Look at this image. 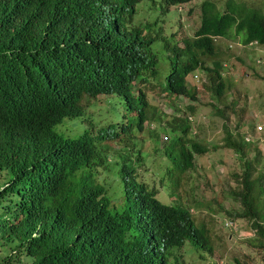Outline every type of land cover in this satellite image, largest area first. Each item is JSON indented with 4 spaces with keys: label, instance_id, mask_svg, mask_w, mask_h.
Here are the masks:
<instances>
[{
    "label": "clouds",
    "instance_id": "1",
    "mask_svg": "<svg viewBox=\"0 0 264 264\" xmlns=\"http://www.w3.org/2000/svg\"><path fill=\"white\" fill-rule=\"evenodd\" d=\"M90 4L93 9L101 11L103 21V26H100L94 37L85 32V21L95 18ZM119 4V0H0V88L12 77L11 65L4 56L42 41L47 30L51 31L58 21L60 33L55 38L61 41L62 57L56 55L57 62L67 67L69 65V69L84 84L83 95L74 108L69 105L68 86L60 78L53 77L50 81L53 93L47 94L55 96L59 106L70 108V113L61 116L53 130H50L53 136L55 133L62 135L61 140L65 143L62 146L55 141L52 148L48 137L38 136L37 124L28 120L26 104L23 102H18L14 115L0 113V190L10 184L12 174L16 172L35 177L32 190L46 188L45 202L50 194L54 195L51 209L45 206L44 226L43 223L41 226L36 225L34 211L30 210L32 206L28 204L26 210L10 214L11 218L7 221L15 229L19 227L21 218H25L23 221L29 224V231L22 237L12 229L3 228L8 231L0 235V258L7 264H19L27 257L32 261L26 248L40 244L51 250L60 247L68 264H188L184 260L187 251H198L201 257L202 253H209L196 248L188 238L174 243L170 237L174 224L172 218L161 211L153 212L147 220L142 221H138L141 219V215H138L133 224L125 221L126 216L136 209V201L140 196L150 194L148 190L154 192L153 196L150 194L151 198L161 204L174 205L177 201L166 204L159 200L157 187H149L147 180L146 183L141 178V181L138 180L135 167L123 165L113 173L105 164L109 161L107 153H117L121 149L119 146H125L124 143L126 149H135L137 145H129L126 134L131 135L134 124L137 131L143 130L145 124L141 130L138 129L139 112L133 109L129 97L119 100L114 93L101 92L107 86L106 79L89 71V63L96 62L99 56L95 54L97 49L91 46L106 43L111 30L120 32L125 45L135 41L138 36L137 32L129 29L133 14L131 9L125 7L121 10ZM125 11L129 12L128 16L124 14ZM251 43L258 45L256 42ZM92 48L94 50L89 51ZM71 51L74 52L72 57ZM189 74L192 75V72ZM192 77L197 78V75ZM110 98H113L111 106H107ZM119 106L123 108V113ZM83 111L86 120L79 122L74 119L81 116ZM107 113L109 117H105ZM103 129L108 133L103 134ZM120 131L123 132L121 138ZM101 136L104 138L101 139ZM86 138H93L94 143L102 142L104 148L99 154L100 161L90 168L78 163L85 155L82 144ZM138 151L141 158L140 149ZM166 154L169 155L168 152ZM101 171L110 174V178H102L106 183L98 179ZM120 177L123 179V188ZM166 178L163 173L160 181L164 183ZM169 188L176 197L174 191L177 187L173 186L172 181L166 189ZM2 205L1 201L0 213L5 211ZM106 218L120 221L117 235L99 240L86 237L83 228L99 224ZM18 241L24 243L22 248L25 251L19 254L15 252L16 249L14 252L10 250L8 255L11 258H3L6 246L3 248L2 245L7 243L16 246Z\"/></svg>",
    "mask_w": 264,
    "mask_h": 264
},
{
    "label": "trees",
    "instance_id": "2",
    "mask_svg": "<svg viewBox=\"0 0 264 264\" xmlns=\"http://www.w3.org/2000/svg\"><path fill=\"white\" fill-rule=\"evenodd\" d=\"M119 1L121 10L129 7L134 13L135 5L142 0ZM153 1L156 2L157 0ZM164 1L166 9H168L170 5L183 4L191 0ZM90 8H92L91 4ZM200 10V26L194 31L193 36L184 38L181 45H175L173 50L175 59L171 60L165 84L155 81L159 73V69L155 67L156 59H148L146 43L141 41L138 36L135 41L127 42L125 45L122 43L120 32L113 29L108 33L106 43L91 46L97 49L95 54H99V56L96 62L89 63V71L98 73L106 79L107 86L103 87L101 92L114 93L119 100L130 98L133 109L139 112V130L150 117L148 114L150 103L146 92L139 88L141 82L152 85V87L155 84L159 85L161 90L169 96L185 97L195 102L197 101L196 88L188 85L186 77L189 73L202 69L208 75V89L215 97L221 98L228 88V82L222 75V63L218 58L219 47L215 38H232L233 35H239L240 43L244 45L250 42L264 45L263 9L250 7L242 1L226 0L224 10L220 11L214 1L205 0L201 3ZM93 11L95 18L85 21V32L92 37L95 36L100 26H103L101 11L99 9H93ZM59 33L60 21L51 31L47 30L46 37L42 41L4 56L11 65L12 77L0 88V113L14 115L18 102L26 104L28 120L37 124L38 136L48 137L47 141L53 145L52 148L55 146V141L61 146L65 144L61 140L62 135L55 133L53 136L50 130H53L61 116L70 113V108L59 106L55 96L47 94V92L53 93L50 81L53 77L58 80L60 78L68 86L69 105L74 108L75 104L80 101L84 90L83 81L69 69V65L67 67L65 64L57 62L56 55L59 54L62 57V48L59 45L61 41L58 42L55 38V36L58 37ZM91 50L94 49H89V51ZM73 54L74 52L71 51L70 57ZM208 61L211 62V67L206 65ZM214 109L216 112L222 113L218 107L214 106ZM193 110L192 104L186 105V111ZM172 119L168 124L172 132L169 142L172 151L168 155L170 165L164 173H167V177L173 178L172 184L177 187V177H180L193 166L194 155H204L209 151V148L195 137H190L191 127L188 118L181 119L179 116H174ZM225 130L227 133L224 137V146L232 148L236 152L244 167L240 180L242 187L240 191L235 192L243 207L237 216L247 217L251 221L252 227L260 238L259 245L264 248V208L257 206L254 193L256 186L259 191L264 192V173L253 177L258 160L257 157L245 158V148L249 146V143L244 141L241 136L240 140L235 139L227 129ZM102 133L106 134L108 131L103 129ZM100 138L102 139L104 136ZM82 149L85 155L78 163L86 168L98 163L100 161L99 154L104 150L102 142L94 143L93 138L90 140L86 138L82 144ZM257 152L259 153V150ZM34 183V176L26 177L24 173L14 172L10 184L0 190V203L3 202L2 209L5 210L0 213L1 236L3 231H8V229L14 230L22 237L29 231V224L23 221L25 218H21V223L17 229L7 221L11 218L10 214L19 210H26L28 205L32 206L29 208L34 211L36 225L41 226L42 223L43 226L45 225V206L47 209H51L54 195L50 194L47 197V202H45L46 188L39 191L32 190ZM148 192L152 196L154 195L153 191L148 190ZM150 194L140 196L136 201V209L126 216L125 221L133 224L134 219H138V215H141V219L138 221H142L147 220L153 212L161 211V213L168 214L172 218L174 224L170 237L174 243L176 240L188 238L196 248L212 251L207 227L205 224H196L188 208L177 204H161L157 200L154 201ZM3 228L8 229L3 230ZM83 231L86 237L93 240L113 237L120 232V221L116 218H106L99 224L83 228ZM6 244L2 245L3 248L6 246L5 252L2 253L3 258H11V255H8L10 250L14 252L16 249L15 252L19 254L25 251V248H22L24 243L20 241L17 242L16 246ZM26 250L27 254L32 257V261L25 264H68L60 247H53L51 250L49 247L40 244V246H29ZM0 260L2 262L0 264H7L3 259L0 258Z\"/></svg>",
    "mask_w": 264,
    "mask_h": 264
},
{
    "label": "rangeland",
    "instance_id": "3",
    "mask_svg": "<svg viewBox=\"0 0 264 264\" xmlns=\"http://www.w3.org/2000/svg\"><path fill=\"white\" fill-rule=\"evenodd\" d=\"M203 1L205 0H191L170 5L168 9L164 0H142L135 5L129 29L137 32L139 39L146 43L148 59H156L155 67L159 69V73L155 81L165 84L171 60L175 59V54L172 53L175 44L193 36L200 26V5ZM212 1L220 11L224 10L226 0ZM235 1H242L250 7L264 10V0ZM124 14L128 16L129 12L125 11ZM239 39V35H233L232 38H215L219 47L218 58L222 63V75L228 82V88L221 98L215 97L208 89V75L202 69L192 72L197 78H193L191 74L186 77L188 85L196 88L195 102L185 97L169 96L159 85L152 87L141 82L139 88L146 91L150 103V117L143 130L137 131L134 124L131 135L126 134L129 145L135 144L137 147L126 149L124 143L125 146H119L121 149L117 153H107L109 161L105 164L113 173L123 165L135 167L138 180L141 178L145 183L147 180L149 187H157L159 200L166 204L177 201V205L190 210L196 224H205L212 251L202 253L203 257L199 256L198 251H187L184 260L188 264L264 262V248L259 245L260 238L251 221L247 217L237 216L243 209L235 195L242 187L240 180L243 162L232 148L224 146L227 133L225 129L235 139L240 140L241 136L246 141L248 137L250 141H247L249 146L245 148V158L257 157L258 160L253 177L264 173V45H244ZM206 65L212 66L210 61ZM112 100L113 98L109 99L107 106H111ZM187 104H192L194 110L186 111ZM214 106L222 113L216 112ZM119 108L123 113V108ZM109 116L107 113L105 117ZM174 116L188 118L190 137H195L209 148L204 155L195 154L193 166L177 177L178 186L174 191L176 197L172 195L171 188L166 189L173 178L167 177L165 173L166 181H160L170 165L165 152L172 151L169 145L172 132L168 124ZM74 119L79 122L86 120L84 111ZM257 125H262V130L258 131ZM122 134L120 131V138ZM110 143L111 141L108 142ZM113 145L112 143L111 146ZM139 149L141 158L138 155ZM103 177L110 178V174L101 171L98 175L99 181L106 183ZM119 181L123 188L121 177ZM255 190L257 206L264 208V192L259 191L257 186ZM229 221L232 222L231 226L226 224ZM30 261L27 257L19 264Z\"/></svg>",
    "mask_w": 264,
    "mask_h": 264
},
{
    "label": "built area",
    "instance_id": "4",
    "mask_svg": "<svg viewBox=\"0 0 264 264\" xmlns=\"http://www.w3.org/2000/svg\"><path fill=\"white\" fill-rule=\"evenodd\" d=\"M256 129H257L258 131L262 130V125H257V126H256ZM246 140L249 141L250 139H249L248 137H246ZM226 224H227V225H232V222L229 221V222H226Z\"/></svg>",
    "mask_w": 264,
    "mask_h": 264
}]
</instances>
